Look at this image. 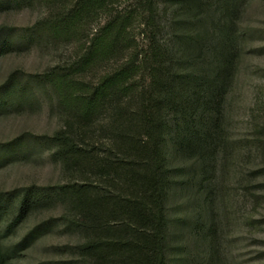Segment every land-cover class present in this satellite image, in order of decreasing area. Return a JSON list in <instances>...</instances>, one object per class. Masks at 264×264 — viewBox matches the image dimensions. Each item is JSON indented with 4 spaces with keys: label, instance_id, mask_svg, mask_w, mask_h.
<instances>
[{
    "label": "trees",
    "instance_id": "trees-1",
    "mask_svg": "<svg viewBox=\"0 0 264 264\" xmlns=\"http://www.w3.org/2000/svg\"><path fill=\"white\" fill-rule=\"evenodd\" d=\"M33 1L0 0V13ZM42 1L61 7L37 25L55 39L75 36L91 20L108 16L79 62L39 77L65 112L63 127L44 139L72 177L58 197L68 210L62 217L67 229L82 235L81 264H170L168 204L175 178L185 173L174 165L194 161L205 172L213 169L234 82L231 36L218 45L215 59L200 63L193 57L199 43L189 51L176 50L162 39L159 0H128L130 8L114 12L119 0ZM29 30L0 27V58L26 44ZM137 31L145 38L141 45ZM112 59L117 65L98 81L81 76ZM205 66L215 68L212 75ZM15 77L0 85V115L12 96L24 98L15 94ZM27 140L0 145V155ZM49 204L51 198L34 186L0 192V264H13L52 229L55 221L45 220L18 241L5 243L34 211Z\"/></svg>",
    "mask_w": 264,
    "mask_h": 264
},
{
    "label": "rangeland",
    "instance_id": "rangeland-1",
    "mask_svg": "<svg viewBox=\"0 0 264 264\" xmlns=\"http://www.w3.org/2000/svg\"><path fill=\"white\" fill-rule=\"evenodd\" d=\"M132 4L119 0L111 9L124 11ZM60 11L61 7L34 0L0 13V27L21 33L33 29L26 44L0 58V85L14 75L22 91L15 94L24 97L14 95L6 102L9 109L0 115V145L28 138L23 146L0 155V192L34 186L51 198V204L34 211L5 243L18 241L42 221H55L13 264L82 263V235L67 229L62 217L68 210L58 197L72 177L44 139L63 127L65 112L58 95L39 77L79 62L108 16L91 20L75 36L55 39L37 25ZM158 20L169 48L189 51L198 43L202 46L193 55L200 63L215 59L228 35L236 55L234 82L222 116L223 143L213 169L205 172L194 161L177 160L174 165L185 173L175 178L168 204L170 264H264V0H159ZM136 37L138 44L145 42L142 32ZM117 63L112 59L94 64L81 76L96 82ZM214 69L206 67L204 72L212 75Z\"/></svg>",
    "mask_w": 264,
    "mask_h": 264
}]
</instances>
